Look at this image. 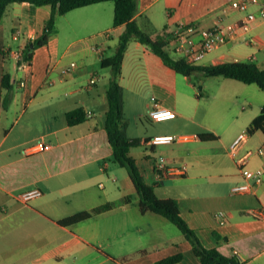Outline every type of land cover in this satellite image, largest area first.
<instances>
[{
  "label": "crops",
  "instance_id": "1",
  "mask_svg": "<svg viewBox=\"0 0 264 264\" xmlns=\"http://www.w3.org/2000/svg\"><path fill=\"white\" fill-rule=\"evenodd\" d=\"M229 1L139 0L135 18L141 26L147 18L157 33L170 35L184 22L203 28L224 25L246 15V11L231 8ZM261 3L264 0L249 4L248 10L257 17L247 31L240 30L234 41L205 53L201 59L206 57L209 63H197L256 61L264 67V17L258 11ZM8 7L12 9L11 32L12 38L19 40L18 51L3 44V19ZM61 15L66 16L69 32L61 41L57 27L47 43L32 49L27 65L21 59L22 50L41 33L50 7L29 1L12 2L0 21V264H155L177 252L183 257L173 264H200L189 240L172 228L169 219L153 211L140 212L138 195L128 173L123 174L121 166L109 159L112 148L103 117L110 70L102 66L101 59L106 57L104 48L109 44L115 48L125 28L124 23L113 24L114 2L100 1ZM251 37L255 42L248 41ZM9 58L16 60V75L9 71ZM73 60L77 67L63 75L61 69ZM134 61L144 70L142 83L134 79V72L126 74L128 80L123 81L124 65ZM4 74L9 75V89L2 84ZM120 84L124 113L129 120L126 133L142 140L130 152L146 182L158 181L157 196L177 200L181 216L206 246L227 256L235 254L244 264H264V218L254 219L247 214L249 208L264 205V183L254 193L244 194L218 192L213 187L223 181L232 186L241 179L228 147L238 131L251 126L264 98L249 108L248 121L240 125L242 128L224 141L207 123L184 115L182 101L198 95L191 75L171 69L138 40L130 41L124 52ZM243 87L245 90L246 86ZM152 95L173 109L176 116L149 119L146 114ZM79 106L91 114L81 123L69 125L66 111ZM9 110L14 111L13 119ZM257 130L261 131L252 129L240 153L264 140L261 131L262 136L253 141ZM204 132L217 135L227 151L198 153L202 148L196 145L193 152L171 155L160 147L168 143L148 142L156 134H187L191 137L185 141L202 143L198 134ZM159 156L165 158L168 171L161 176L154 170V159ZM231 163L233 169L229 170L231 166L226 165ZM247 166L264 168V156L249 158ZM212 169L224 171L211 173L210 177L222 174L224 179L214 184L195 182L205 177L202 172ZM178 170L183 173H177ZM114 172L123 176L119 186H110L116 179ZM33 186L40 189V195L28 202L17 199L20 192ZM124 196H130V201L125 202ZM106 203L112 206L85 220L69 225L58 222ZM217 210L226 212L225 223L220 224L214 216Z\"/></svg>",
  "mask_w": 264,
  "mask_h": 264
},
{
  "label": "trees",
  "instance_id": "2",
  "mask_svg": "<svg viewBox=\"0 0 264 264\" xmlns=\"http://www.w3.org/2000/svg\"><path fill=\"white\" fill-rule=\"evenodd\" d=\"M22 1H29L38 6L48 5L50 7V16L45 20L41 33L29 40L22 50L21 59L30 60L32 49L47 43L50 36L55 32L57 16L76 7L106 0H0V21L9 3ZM112 1L114 2L113 24L124 23L125 28L118 36L114 52L101 59L102 66L109 67L110 70L106 91L107 109L103 117V126L112 148L109 159L126 169L138 195V208L140 212L153 211L159 213L175 224L190 241L192 250L199 259L200 264H244V261L235 256V254L227 256L215 247L206 246L199 238L197 232L181 216L177 200L174 197L157 196L155 187L158 185V181L148 183L144 179L142 171L137 166L135 158L130 152V148L140 145L142 140L138 137L130 138L126 133L129 120L124 113L123 88L120 84V75L124 52L128 43L133 40H138L147 45L155 54L161 57L165 65L186 76H190L195 72L211 76L221 75L243 83H256L264 91V67H260L254 62L237 60L199 64L182 56L174 57L167 49L170 38L169 34L157 33L147 18L142 26L136 20L135 14L139 11V0ZM2 84L6 89L10 88L11 84L9 83L8 74L3 75ZM65 117L69 125H75L85 120L87 112L83 107L79 106L67 110ZM248 129L250 132L252 129H260L264 133V105L260 112L252 119L251 126ZM198 137L202 141H210L216 139L217 135L213 132H204L198 134ZM123 200L129 202L130 196H124ZM111 206V203H106L90 210L78 211L60 219L58 222L63 225L76 223ZM182 257L183 254L177 252L157 260L155 264H173Z\"/></svg>",
  "mask_w": 264,
  "mask_h": 264
},
{
  "label": "rangeland",
  "instance_id": "3",
  "mask_svg": "<svg viewBox=\"0 0 264 264\" xmlns=\"http://www.w3.org/2000/svg\"><path fill=\"white\" fill-rule=\"evenodd\" d=\"M11 10H12L11 7H8V10L6 11L7 13L3 19V27H2L3 28L2 36L4 40L3 44L8 45V47L12 51H17L19 50L18 48L19 40H15L12 38ZM57 27L60 30V38L62 41V38L66 35V32L68 31L67 20L65 15L57 16L56 28ZM167 49L170 52H172V45L169 44L167 46ZM114 50L115 48L113 47V44L111 45L109 44L104 48V55L105 56L111 55L114 52ZM172 53L174 54V57H176V54L174 52ZM199 61L202 63H209L207 62L206 57ZM8 65H9V71L11 72L12 75L18 74V71L16 70V60L14 58H9ZM131 72H134L135 74L134 79L139 83H142V81L144 80L143 79L144 70L142 69L141 65L136 61L124 65L123 74L125 75L126 78L123 79V81L128 80L126 74ZM191 77L195 85L194 89L195 91H197L198 95L197 96L191 95L189 100L182 101V109L184 115L189 119L193 118L195 120L207 123L208 125H210V127L214 128L217 131V135L222 136L224 141L230 138V135H232L233 132H237L239 129L242 128V127L240 128V125L242 123H245V121H248V118H246V116L247 114H249V110H250L249 108L255 107L257 100L261 99V97L264 98V91L260 89L258 85L255 83L244 84L243 82L238 81L236 79H228L219 75L217 76L205 75L201 72L192 73ZM243 86H246L245 90L243 89L244 88ZM248 86H251L252 89L249 90ZM177 87L181 88V84L178 83ZM146 90L147 89L145 86L144 92ZM13 114L14 111L9 110L10 119H13L12 118ZM144 122L150 123L151 121L144 120ZM261 136H262L261 131L259 130L255 131L253 136V141H255L256 139H258V137ZM196 145L202 148L199 150L198 153L207 152L208 150H213L221 154H224V152L227 151V150L225 151V146L222 145V142L219 140L218 136L214 140L203 141L202 143L189 142V141H173L171 143L161 145L160 147L164 148L168 153L173 155L178 153L185 154V153L193 152V148L195 150L197 148ZM256 156L257 155L254 154L250 158H253L255 160ZM226 166H231L229 170L233 169L232 163ZM207 167H212V165H208ZM121 170L124 172L123 174L127 173L124 167H121ZM222 171L224 170H220L218 172L216 171V169H212L211 171L208 170L202 172L204 173L205 177L204 178L199 177L196 179L195 182L203 183V184L217 183L221 179H224L222 174H220L221 177H219V175L216 177L214 176L210 177L209 174L223 173ZM114 173L115 174L112 175L115 176L116 179L110 182V186H119L120 183L122 182L123 176L117 172ZM228 184L229 182L223 181L218 183V186H213V187H216L218 192L221 191L230 192L231 183L229 185ZM170 224L172 228H174L175 230H179L175 224H173L172 222Z\"/></svg>",
  "mask_w": 264,
  "mask_h": 264
},
{
  "label": "built area",
  "instance_id": "4",
  "mask_svg": "<svg viewBox=\"0 0 264 264\" xmlns=\"http://www.w3.org/2000/svg\"><path fill=\"white\" fill-rule=\"evenodd\" d=\"M250 3H259V0H230L229 6L231 8L246 11V15L239 20L231 21L224 25H212L201 28L196 23L178 24L170 35L168 45H172V51L178 56H182L192 62H197L208 51L236 39L239 36L240 30L247 31L249 29L250 22L257 17L254 11L248 10ZM258 11L260 16L264 17V3L259 5ZM248 41L253 42L254 40L248 38ZM28 62V60H25L24 64L27 65ZM75 67H77V62L73 60L61 69V73L66 75ZM90 82H94V78H91ZM151 101L152 105L147 113L149 119L163 120L176 116V112L163 105L155 95L151 96ZM90 114L91 111H87V115ZM249 135L250 131L248 128L240 130L233 137L228 147V152L236 162L241 174V179L231 186L230 190L233 194L254 193L255 189L264 183V168L261 166H247V162L252 155L264 156V140L257 146L247 148L243 153H240L241 148L248 141ZM189 137L191 136L187 134H156L150 137L148 142L151 144L171 143L176 140L185 141ZM154 170L159 176L168 173L164 157L159 156L154 159ZM177 173H183V170H178ZM40 194V189L37 186H33L20 192L17 195V199L21 202H28ZM247 214L254 219L264 218V205L261 204L249 208ZM214 216L218 218L220 224L227 221V214L223 210L214 212ZM235 253L237 252L235 251Z\"/></svg>",
  "mask_w": 264,
  "mask_h": 264
},
{
  "label": "bare ground",
  "instance_id": "5",
  "mask_svg": "<svg viewBox=\"0 0 264 264\" xmlns=\"http://www.w3.org/2000/svg\"><path fill=\"white\" fill-rule=\"evenodd\" d=\"M226 5H228V4H226ZM253 5H254V4H253ZM258 6H259V5H258ZM225 7H226V6H225ZM258 9H259V7H258ZM236 11H237V10H236ZM227 12H228V11H227ZM184 23H185V22H184ZM192 23H193V22H192ZM202 27H203V26H202ZM173 31H174V30H173ZM104 35H105V34H104ZM170 35H171V33H170ZM170 35H169V37H170ZM16 36H17V35H16ZM243 36H244V35H243ZM240 38H241V37H240ZM251 38H252V37H251ZM34 40H35V39H34ZM34 40H33V41H34ZM238 40H240V39H238ZM233 41H234V40H233ZM242 41H243V40H242ZM231 42H232V41H231ZM227 43H228V42H227ZM227 43H226V44H227ZM92 44H93V43H92ZM167 46H168V45H167ZM33 47H34V46H33ZM168 49H169V48H168ZM17 51H18V50H17ZM28 54H29V53H28ZM173 55H174V54H173ZM20 56H21V55H20ZM24 56H26V55H24ZM27 56H28V55H27ZM27 56H26V57H27ZM29 56H30V55H29ZM17 57H19V56H17ZM19 58H20V57H19ZM28 61H29V60H28ZM197 62H198V61H197ZM28 64H29V63H28ZM146 115H147V114H146ZM166 119H167V118H166ZM164 120H165V119H164ZM235 256H236V255H235Z\"/></svg>",
  "mask_w": 264,
  "mask_h": 264
},
{
  "label": "water",
  "instance_id": "6",
  "mask_svg": "<svg viewBox=\"0 0 264 264\" xmlns=\"http://www.w3.org/2000/svg\"><path fill=\"white\" fill-rule=\"evenodd\" d=\"M31 45H32V43H31ZM201 87V86H200Z\"/></svg>",
  "mask_w": 264,
  "mask_h": 264
}]
</instances>
